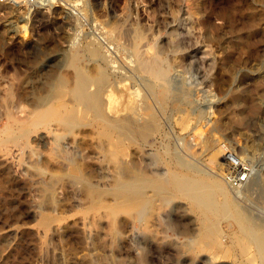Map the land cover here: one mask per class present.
Returning a JSON list of instances; mask_svg holds the SVG:
<instances>
[{
  "label": "rangeland",
  "instance_id": "374dc122",
  "mask_svg": "<svg viewBox=\"0 0 264 264\" xmlns=\"http://www.w3.org/2000/svg\"><path fill=\"white\" fill-rule=\"evenodd\" d=\"M53 1L0 4V264H264V0Z\"/></svg>",
  "mask_w": 264,
  "mask_h": 264
},
{
  "label": "built area",
  "instance_id": "2783aa9c",
  "mask_svg": "<svg viewBox=\"0 0 264 264\" xmlns=\"http://www.w3.org/2000/svg\"><path fill=\"white\" fill-rule=\"evenodd\" d=\"M53 2V0H0V4L11 7H20L25 4L42 7L51 5ZM98 38L101 40L99 36ZM220 151L222 154L221 175L223 181L234 191L245 188L256 174L255 165L238 155L227 143L220 144Z\"/></svg>",
  "mask_w": 264,
  "mask_h": 264
},
{
  "label": "bare ground",
  "instance_id": "6f19581e",
  "mask_svg": "<svg viewBox=\"0 0 264 264\" xmlns=\"http://www.w3.org/2000/svg\"><path fill=\"white\" fill-rule=\"evenodd\" d=\"M77 5V4H76ZM105 33V32H104ZM167 63H165V61L163 60V59H158V58H155L154 60H152L151 62H149V63H145V64H142V67L145 69V70H147L151 75H153V76H155V78H157V79H159V80H161V81H163L164 83H166L167 84V82H168V78H167V68H168V66L166 65ZM86 78H83L82 77V79H81V82L79 83L80 84V87H81V89H84V87H85V85H86ZM166 91V90H165ZM93 101V100H92ZM98 108V107H97ZM218 148V149H217ZM217 150H218V152L219 153H221V151H220V146L218 145V143H217ZM216 150V151H217ZM216 153V152H215ZM214 154V153H213ZM217 154V153H216ZM201 159H199V160H197V163H199L201 166H204V171H205V173H208V172H212V170L210 169L211 167H210V165H209V167H207V166H205L204 164H202L201 163V161H200ZM212 162V161H211ZM215 163L216 164H214L215 166H217V167H219V168H221V162L220 161H218V162H216L215 161ZM133 184V183H132ZM183 188H185L186 189V191H188V192H191V193H193L194 192V188L192 187V186H185V187H183ZM241 190V189H240ZM196 191V190H195ZM237 191V190H236ZM242 191V190H241ZM239 191H237V192H235V194H234V196L235 197H237L238 198V196H239ZM241 195H243V194H241ZM201 200V199H200ZM199 200V201H200ZM236 200V199H235ZM210 202H212V201H210ZM250 202V201H249ZM204 203H206V202H204ZM239 203V202H238ZM208 206V205H207ZM209 206H211V213H213V212H216L217 211V208H216V206H215V204H213V203H210V205ZM208 206V207H209ZM210 208V207H209ZM225 209V208H224ZM209 210V209H208ZM226 211V210H225ZM138 213H141L140 211L138 212ZM217 213V212H216ZM256 214V213H255ZM222 215V214H221ZM225 237V236H224Z\"/></svg>",
  "mask_w": 264,
  "mask_h": 264
}]
</instances>
